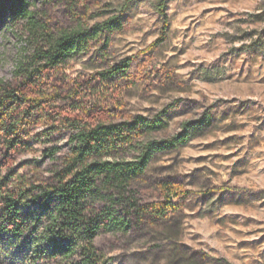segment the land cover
I'll return each instance as SVG.
<instances>
[{"label":"rangeland","instance_id":"374dc122","mask_svg":"<svg viewBox=\"0 0 264 264\" xmlns=\"http://www.w3.org/2000/svg\"><path fill=\"white\" fill-rule=\"evenodd\" d=\"M157 1L26 0L43 27L38 32L27 18L0 12V82L19 98L36 91L43 101L42 111L29 110L19 145L0 148V181L9 177L7 189H25L20 215L29 225L19 237L0 230V264H90L81 240L69 256L52 254V239H70L52 211L50 186L69 150L67 121L118 122L161 111L167 127L151 138L171 137L203 117L210 122L186 145L153 153L131 194L97 182L88 204L95 212L87 216L101 222L96 264H264V0H165L163 12ZM119 14L123 26L104 52L94 43L26 80L44 32ZM124 60L131 63L126 75L97 76ZM52 147L59 151L49 157ZM134 156L123 145L105 158ZM166 201L172 207L163 210Z\"/></svg>","mask_w":264,"mask_h":264},{"label":"trees","instance_id":"16d2710c","mask_svg":"<svg viewBox=\"0 0 264 264\" xmlns=\"http://www.w3.org/2000/svg\"><path fill=\"white\" fill-rule=\"evenodd\" d=\"M164 6L165 0L157 1L160 12H163ZM5 9L27 18L33 32H38L40 28L44 31L27 11L26 0H0V12ZM122 16L123 14L112 16L90 27L61 31L56 35L44 32L45 45L35 51L29 67L38 65L36 68L26 70V80L34 81L40 72L39 68H57L77 55L89 52L94 43L101 42L100 51L104 52L110 44L112 34L122 28ZM162 16L166 18L163 13ZM162 31L164 36L166 25ZM162 40L163 37L158 41ZM130 64V61L124 60L109 70L98 73L97 76L100 78L124 76ZM32 95L35 97L19 98L14 90L0 82V148L13 150L18 146L29 110H43V101L36 91L29 96ZM23 106L26 108L23 109ZM17 109H23L22 113L16 115ZM167 118V112L161 111L153 117L137 115L118 122L85 123L72 119L67 121L66 126L72 130L68 140L69 150L62 166L54 171L55 182L50 186L55 196L52 211L58 214L64 223V227L60 229L63 237L70 239L67 244L52 239L53 255L69 256L76 241L81 240L83 243L80 251L86 256L85 260L90 264H96L93 239L101 222L97 223L87 216L95 212L88 204L92 197L98 194L97 182L103 179V182L110 184L120 194H131L132 183L144 174L153 153L168 152L186 145L202 124L210 122L209 118L203 117L196 122L183 123L180 132L171 137L163 139L149 137L150 133L162 131L167 127ZM123 145L135 151L132 159L105 158L112 150ZM46 151L49 157H53L59 151V147H52ZM9 181V177L0 181V210L5 213L0 219V230L19 237L29 226L26 219L20 215V205L25 202L27 194L22 185L12 190L7 189ZM164 188L168 193L165 197L168 199L172 191L167 185ZM171 207L169 201H166L165 206H161L163 210Z\"/></svg>","mask_w":264,"mask_h":264}]
</instances>
